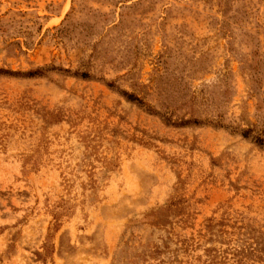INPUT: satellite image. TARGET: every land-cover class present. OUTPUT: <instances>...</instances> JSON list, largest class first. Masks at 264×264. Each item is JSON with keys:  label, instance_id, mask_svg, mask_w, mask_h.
<instances>
[{"label": "rangeland", "instance_id": "374dc122", "mask_svg": "<svg viewBox=\"0 0 264 264\" xmlns=\"http://www.w3.org/2000/svg\"><path fill=\"white\" fill-rule=\"evenodd\" d=\"M0 264H264V0H0Z\"/></svg>", "mask_w": 264, "mask_h": 264}]
</instances>
